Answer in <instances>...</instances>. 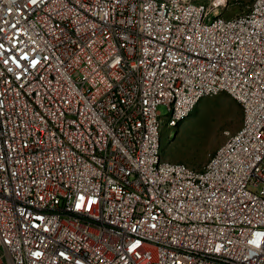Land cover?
<instances>
[{"label":"built area","instance_id":"2783aa9c","mask_svg":"<svg viewBox=\"0 0 264 264\" xmlns=\"http://www.w3.org/2000/svg\"><path fill=\"white\" fill-rule=\"evenodd\" d=\"M220 3L0 0V264H264V0ZM222 92L241 128L167 159Z\"/></svg>","mask_w":264,"mask_h":264},{"label":"rangeland","instance_id":"374dc122","mask_svg":"<svg viewBox=\"0 0 264 264\" xmlns=\"http://www.w3.org/2000/svg\"><path fill=\"white\" fill-rule=\"evenodd\" d=\"M214 4L222 0H198ZM254 0H223L215 7L222 15L233 16L247 11ZM165 112V107L160 108ZM242 104L227 92L206 96L200 100L192 114L180 125L163 127L164 155L173 161L201 168L217 148L243 123Z\"/></svg>","mask_w":264,"mask_h":264}]
</instances>
